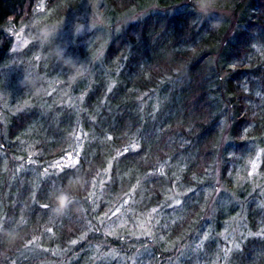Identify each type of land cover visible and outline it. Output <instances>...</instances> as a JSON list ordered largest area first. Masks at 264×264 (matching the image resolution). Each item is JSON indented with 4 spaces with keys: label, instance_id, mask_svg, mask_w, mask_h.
<instances>
[{
    "label": "trees",
    "instance_id": "16d2710c",
    "mask_svg": "<svg viewBox=\"0 0 264 264\" xmlns=\"http://www.w3.org/2000/svg\"><path fill=\"white\" fill-rule=\"evenodd\" d=\"M82 1L0 0V89L13 82L1 75L14 39L8 28L35 18L41 6L47 13L40 21L63 23L83 10ZM153 2L159 9L111 25L132 7ZM223 3L235 14L224 38L229 18H219L213 30L186 0H104L93 29L75 36L73 29L60 31L67 53L88 66L84 76L69 86L68 74L61 75L50 94V86L39 92L18 86V97H0V217L12 222L5 229L15 233L13 239L0 234V264H118L124 255L145 256L141 249L165 228L167 239L181 241L208 216L202 194L174 191L207 185L216 161L226 176L238 155L247 162L258 156L259 175L237 187L228 181L208 221L220 229L245 205L251 234L231 252L220 244L231 254L227 264H264V225L263 235L256 233L264 224V0ZM94 33L102 39L91 46ZM39 51L38 74L53 79L59 68L65 70L39 43L19 59L28 68ZM68 151L76 154L74 168L56 163ZM57 189L74 197L61 216L51 211ZM118 205L156 217L162 226L148 233L117 227L110 235L104 225ZM172 205L182 216L169 224ZM157 209L164 215L153 213ZM211 238L219 245L214 234L205 249L191 241L190 256L182 255L180 264L220 259Z\"/></svg>",
    "mask_w": 264,
    "mask_h": 264
},
{
    "label": "rangeland",
    "instance_id": "374dc122",
    "mask_svg": "<svg viewBox=\"0 0 264 264\" xmlns=\"http://www.w3.org/2000/svg\"><path fill=\"white\" fill-rule=\"evenodd\" d=\"M104 0H83L81 3V9H83L81 12L70 15L69 17H65L63 23L62 21H58V26H62V29L60 30L61 32L66 34V31L64 29H68V31H71L73 29V24L74 22L79 26V22L82 20V23L84 25V29H91L95 25H93L99 17L102 15L103 11L101 10V6L103 4ZM158 4L156 3H151L146 6H141V7H132L127 14L123 13L119 17L115 18V20H112L113 22H110L112 24H118L121 22L125 23L129 20L135 19L136 17L146 13L149 10H156L159 9ZM216 7L219 9V17H214V18H223V17H228L229 22L227 25V28L225 30L224 35L221 37L224 38L227 36L226 31L227 29L231 26L232 24V18L235 15L234 14V8L232 5L230 7L225 8L223 0H218V3ZM47 13L45 11L44 7L41 6L36 13L35 18H32L30 21H27L21 25H16V27L8 28L11 29V34L14 36L13 40H10V46L8 49L10 57L8 58V61L4 64V71L1 73L4 77L9 78L10 81H13L11 86L6 85L3 87V89H0V97H8V99L11 97H18L21 93V90L18 89L19 83L18 81L22 78L23 76V70L31 71L35 73V75L39 78V83L40 87L42 90H46L47 86H50L48 90H46V94H50L53 90L58 89L60 83L63 81L64 75H67L68 77L65 78L66 83L70 86L74 84V80L70 75L67 69L63 70L62 68H59L58 74L54 76L53 79L47 77L44 73L38 74V68H37V63L39 61L43 60V56L40 54V51L37 52L36 54L32 55L29 59V67L27 68L26 65L19 59V55L23 53V51L30 46L33 45L34 43L38 44L39 42L34 39V36L36 34V30L38 27L37 22L41 20V18ZM107 16V14H106ZM123 16V17H121ZM106 18V17H105ZM81 19V20H80ZM201 19V18H199ZM106 20V19H105ZM109 20V19H108ZM105 23H100L107 25V22ZM228 20V19H227ZM111 21V20H109ZM99 26V25H98ZM91 27V28H90ZM64 28V29H63ZM93 29V28H92ZM105 29V28H104ZM73 33V31H71ZM220 37V38H221ZM102 39V36L94 33L92 37V41L90 45L92 46L94 43L99 42V40ZM224 40H219L218 43H222ZM102 46V45H101ZM99 47V50L101 48ZM98 52V49L94 51V54ZM95 56V55H94ZM84 66L87 69V65L84 64ZM88 70V69H87ZM86 70V72H87ZM46 71V69H45ZM86 72L84 74H86ZM64 74V75H63ZM83 74V76H84ZM63 77H62V76ZM9 83V81L7 82ZM46 83V85H44ZM14 84V85H13ZM33 89L31 88V91ZM35 94V93H34ZM10 104V103H8ZM17 108H21L22 106H16ZM225 120V116L222 118ZM243 156H237V159H235L234 162L231 163L230 167L226 171V176L221 174L222 166L221 162L216 161L213 163V165L210 167L207 177H208V183L207 185L203 184L198 186L197 188H192V190H183V189H176L174 192L179 195L186 194V192L191 191L190 194L199 196L202 194L203 201L206 204V207H204V215L205 216H211L214 215L215 210L217 209L213 204L218 200L219 202L222 200L223 192L225 190V187L229 186L228 181L231 182L230 185L232 186H240L243 184V179L244 178H252V177H258V166H259V157L258 156H253L250 161L247 162L248 159L243 161ZM72 161H76V154L74 155L72 152L68 151L65 156H62L61 159H58L56 161L57 164L60 165H68ZM255 165V167H253ZM230 178V179H228ZM255 185V184H254ZM251 195V194H250ZM257 197H252L249 201L257 200ZM176 202L180 201L178 197H176ZM225 200V199H224ZM228 201V200H226ZM257 202V201H256ZM211 204L213 207V210L210 211L208 210V205ZM170 208V212L168 214H171V218L169 219L170 221L168 222L169 224H173V222L179 221L182 213L178 212V209L176 205H172ZM120 209V206L118 205V208ZM116 209V210H117ZM110 212L109 215L107 216V222L104 225V231L109 233L110 235H115L116 232L114 230L118 229L119 227L121 230H132V231H139V233H148L151 231H155L156 229L161 227V223L158 222V218L156 217H151V216H146L141 215L144 213H137L135 214L133 210L127 209L124 211H119L116 215H113V213L116 212ZM245 210L246 207L245 205H240V209H238L237 213H234L230 218H227L223 224V226L220 227V229L217 228L216 223L213 225V223H210L208 221V217L205 219L207 222L203 223L204 218L200 220L198 229L200 227V230L194 232V233H189L183 236V238H180L177 241L173 238L167 239L168 233L167 229L165 228V231H161L160 233H156L157 239L152 243V240H150V243L146 244L141 250L145 251V256L143 253H135L129 256H121L119 257L118 264H180L181 261L183 260L184 254L186 257L190 256V251L192 250V247L188 244L192 243L191 241H197V244L199 246L202 245V248L205 249V245H207L208 242V236L209 235H215L216 239L218 240V244L216 246V241L214 238H211V240L215 244L214 248V255H219V258L221 259H215L213 257H207L206 259L201 258L198 262V264H227L230 262V257L231 254L227 255V252L224 250V248L221 246L220 243L223 244L226 250L228 251H233L237 250L238 248H241V243L251 234V229L248 227L247 224H244V215H245ZM163 212L166 213L165 209H162ZM160 212L162 215H164L159 209L156 210L157 213ZM238 220L234 218H237ZM118 218V219H117ZM209 223V224H207ZM103 225V224H102ZM263 225H260L259 230L256 232L257 234L259 233L260 235H263ZM230 227V228H229ZM199 232L198 234V239H196V233ZM216 233V234H215ZM218 234V235H217ZM145 235V234H143ZM181 245H184V250L182 251L181 254V248L179 247ZM179 246V247H178ZM176 251L172 254H168L167 252L170 251V249L173 251V248ZM157 248V249H156ZM156 249V250H155ZM179 249V250H178ZM194 250H197V247H194ZM211 250V249H210ZM165 253V254H163ZM139 256H137V255ZM168 254V255H167ZM224 255H227L223 262V257ZM182 259V260H180Z\"/></svg>",
    "mask_w": 264,
    "mask_h": 264
},
{
    "label": "clouds",
    "instance_id": "9594fccd",
    "mask_svg": "<svg viewBox=\"0 0 264 264\" xmlns=\"http://www.w3.org/2000/svg\"><path fill=\"white\" fill-rule=\"evenodd\" d=\"M190 6V10L196 13L197 17L208 20L209 28L215 30L220 27L221 21L219 18V9L216 7L218 0H186ZM174 9L170 14L174 13ZM38 27L34 39L39 42L41 47L50 48V56L63 68L67 69L69 75L75 79L86 72V67L83 62L78 58L73 57L67 53V42L59 39L60 30L62 26L55 24H47L42 21L37 22ZM84 25L73 24V35L82 34ZM19 85L23 88L30 87L36 92L40 91L39 78L33 73L23 70V76L18 81ZM55 206L51 209L52 214L55 216L64 215L74 203V197L66 191L55 190L51 193ZM0 234H3L9 239L15 237L14 230L4 229Z\"/></svg>",
    "mask_w": 264,
    "mask_h": 264
},
{
    "label": "snow or ice",
    "instance_id": "6c2138e0",
    "mask_svg": "<svg viewBox=\"0 0 264 264\" xmlns=\"http://www.w3.org/2000/svg\"><path fill=\"white\" fill-rule=\"evenodd\" d=\"M75 161H72L70 164L68 165H64L63 167H71L74 168L75 167ZM58 168H61L60 165H57ZM253 167H255V165H253ZM61 170H63V168H61ZM45 174H47V170H45ZM125 203H127V201H125ZM179 203V201L177 202ZM45 207H48L47 205H45ZM120 211V209L116 210V213H113V215H116L118 212ZM11 221L4 219L3 217H0V232H2L5 229V226L10 227L11 226ZM75 243V242H74Z\"/></svg>",
    "mask_w": 264,
    "mask_h": 264
}]
</instances>
